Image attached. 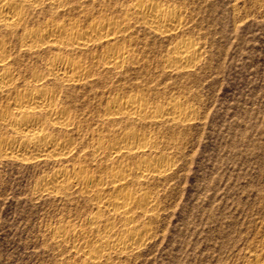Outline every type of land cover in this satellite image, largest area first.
<instances>
[{"label":"rangeland","instance_id":"374dc122","mask_svg":"<svg viewBox=\"0 0 264 264\" xmlns=\"http://www.w3.org/2000/svg\"><path fill=\"white\" fill-rule=\"evenodd\" d=\"M157 1L180 10L184 23L178 33L153 32L133 21L120 40L129 47L128 63L119 70L96 63L92 81L64 98L80 129L70 132L77 159L64 164L86 163L88 172L110 180V166L93 160V138L100 133L111 144L119 132L135 130L157 139L153 152L172 165L168 174L144 185L155 212L138 213L137 225L150 228L148 238L134 254L112 253L99 264H252L264 258V0ZM129 2L66 0L64 10L44 3L32 9L30 27L72 20L85 30L93 19L123 16ZM182 38L196 44L199 55L193 67L179 70L166 59ZM13 39L20 73L44 71L49 51L37 57ZM104 48L92 44L78 56L96 61ZM128 95L143 97L152 110L179 104L185 107L182 119L105 123L109 99ZM49 132L68 137L53 126ZM0 134L12 139L15 133L6 124ZM57 160L0 156V264H87L84 255L93 246L86 245L96 240L89 219L98 205L80 192L54 195L40 189L43 177L60 167ZM65 226L69 238L58 239L56 231ZM82 230L89 232L84 239Z\"/></svg>","mask_w":264,"mask_h":264},{"label":"bare ground","instance_id":"6f19581e","mask_svg":"<svg viewBox=\"0 0 264 264\" xmlns=\"http://www.w3.org/2000/svg\"><path fill=\"white\" fill-rule=\"evenodd\" d=\"M65 1L0 0V126L8 124L15 133L12 139H8V136L7 139L6 136L0 138V156L24 161L40 157L58 159L60 167L43 177L40 189L54 195L80 192L97 202L98 211L90 215L89 219L96 240L87 243L86 246L93 247L84 256L87 264H99L104 257L111 259L112 253L132 255L142 245L145 237L150 234V228H138L137 214L148 215L155 209L153 196L144 185L147 181L168 174L172 165L167 157L153 152V147L158 144L157 139L135 130L119 132L114 135V142L111 144L104 139L103 134L99 133L93 138L96 140L91 152L93 160L97 163L104 161L102 163L106 168L110 166V180L96 175L95 171V174L92 170L88 172L89 169L87 171L85 166L88 164L85 162V165L75 163L71 167L64 164L77 159L74 157L75 141L70 132L73 129L80 131L77 116L64 98L70 96L72 89L92 81L95 76L93 70L98 66L96 63L108 70H119L128 63L129 47L120 40L132 28L133 21H141L149 29L163 34L179 31L184 22L177 8L165 7L157 0H131L123 7L125 13L122 17L93 19L85 30L78 26L76 20L49 21L41 28L30 27L32 9L48 3L52 9L64 10L62 7ZM92 1L107 3L115 0ZM13 37L19 38L20 50L26 53L39 57L43 50L49 51V55L43 59L44 71L34 67L35 69L29 68L30 71L26 69L30 77L20 73L16 66L18 51L10 43L11 38L14 40ZM92 44L105 45L102 59L95 61V57L86 61L78 56L79 52L89 50ZM195 45L184 38L176 41L170 57L166 59L169 60V65L179 70L193 67L199 55ZM20 80L25 82L24 87L19 85ZM4 98L8 100L6 105L2 102ZM107 105L105 123L108 124L145 118L154 122L164 119L180 121L182 108H185L172 102L152 110L143 97L136 95L114 97L109 99ZM50 126L57 129L58 133L65 132L68 137L61 139L52 134L49 132ZM135 156L141 158L135 162L128 161ZM132 185L136 187L131 188ZM106 212L112 217L104 218L102 214ZM120 227L123 230L118 232ZM87 233L89 232L82 230L80 239L86 238ZM68 236L66 226L56 231L58 239L65 240ZM79 245H76L77 250L81 247ZM252 264H264V258Z\"/></svg>","mask_w":264,"mask_h":264}]
</instances>
